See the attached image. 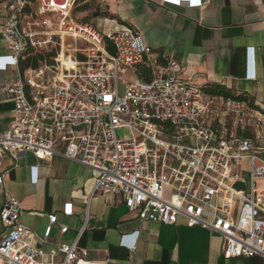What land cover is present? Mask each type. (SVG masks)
<instances>
[{
  "label": "built area",
  "instance_id": "2783aa9c",
  "mask_svg": "<svg viewBox=\"0 0 264 264\" xmlns=\"http://www.w3.org/2000/svg\"><path fill=\"white\" fill-rule=\"evenodd\" d=\"M80 1L90 0H11L7 6L1 35L8 53L0 55V70L31 52L58 46L61 52L53 64L45 59L0 81V94L15 103L14 120L0 133V165L4 156L17 159L23 152L39 160L62 155L92 169L93 194H121L142 221L207 228L223 237L225 259L260 256L264 264V190L257 189L264 180V108L206 92L176 73L175 59L163 71L140 32H101L76 19ZM67 39L86 45L67 55ZM146 69L150 80L141 76ZM246 77L256 78L251 61ZM5 195L0 264H105L87 259L78 240L50 253L36 247L19 201ZM57 222L50 214L45 241Z\"/></svg>",
  "mask_w": 264,
  "mask_h": 264
},
{
  "label": "crops",
  "instance_id": "0c3cea01",
  "mask_svg": "<svg viewBox=\"0 0 264 264\" xmlns=\"http://www.w3.org/2000/svg\"><path fill=\"white\" fill-rule=\"evenodd\" d=\"M10 1L0 0V55L8 53L1 24L10 14ZM196 1L199 0L80 1L74 16L101 32L134 29L151 47V60L158 68L168 72V61L175 59L180 77L204 88L223 84L264 108V0H200L195 4ZM54 49L20 57L18 65L0 70V81L15 79L36 68L26 65L28 58L32 61L38 57V67L45 59L53 64ZM79 56L84 58L81 53ZM250 61L254 79L246 77ZM14 108L12 96L1 93L0 133L12 124ZM2 175L0 210L7 190L20 203L21 221L32 231L33 244L46 253L55 251L59 243L78 240L79 246L88 250L87 259L105 264H262L260 256L225 259L223 237L207 228L142 221L136 211L126 206L121 194H93L92 169L62 155L48 160H39L32 152H23L17 159L6 155L1 160ZM257 189L264 190V185ZM69 205L71 213L65 211ZM52 213L57 214L58 222L52 225L45 241ZM62 225L68 226L65 233L61 232ZM5 233L0 225V237ZM124 235L127 236L121 243ZM135 240V246H130ZM61 259L62 255H58L57 260Z\"/></svg>",
  "mask_w": 264,
  "mask_h": 264
},
{
  "label": "trees",
  "instance_id": "16d2710c",
  "mask_svg": "<svg viewBox=\"0 0 264 264\" xmlns=\"http://www.w3.org/2000/svg\"><path fill=\"white\" fill-rule=\"evenodd\" d=\"M52 56L56 55V52L51 53ZM40 58H43L42 56H40ZM26 65L27 66H34V67H38V57H34L31 61V58H28L26 61ZM141 76L145 79V80H150L152 78V73L151 70H144L141 72ZM205 91L208 93H212V94H220V95H224L226 97H236L242 100H249V97L246 94H235L233 92V90L229 89L228 87H226L223 84H212L208 87L205 88Z\"/></svg>",
  "mask_w": 264,
  "mask_h": 264
},
{
  "label": "rangeland",
  "instance_id": "374dc122",
  "mask_svg": "<svg viewBox=\"0 0 264 264\" xmlns=\"http://www.w3.org/2000/svg\"><path fill=\"white\" fill-rule=\"evenodd\" d=\"M84 47V44H83V42L82 41H74V40H72V39H67L66 41H65V46H64V48H62L64 51H65V53L68 55L69 53H75L72 49L73 48H83ZM57 50H58V52L60 53L61 52V47L60 46H58V48H57ZM54 52H56V49H54ZM77 53H79L78 55H80V52H77ZM50 56L49 55H47V58H48V61H50L51 59L49 58ZM120 88H121V93H123L124 92V83H123V81H121V85H120ZM264 185V183H260L259 181H258V183H257V187L259 188L260 186H263Z\"/></svg>",
  "mask_w": 264,
  "mask_h": 264
},
{
  "label": "bare ground",
  "instance_id": "6f19581e",
  "mask_svg": "<svg viewBox=\"0 0 264 264\" xmlns=\"http://www.w3.org/2000/svg\"><path fill=\"white\" fill-rule=\"evenodd\" d=\"M59 59L62 60L68 67H72L73 63L69 58H66L64 53H61L59 56Z\"/></svg>",
  "mask_w": 264,
  "mask_h": 264
}]
</instances>
